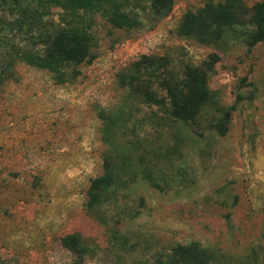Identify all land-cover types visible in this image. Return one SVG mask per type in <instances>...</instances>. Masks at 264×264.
I'll return each mask as SVG.
<instances>
[{
    "label": "rangeland",
    "instance_id": "1",
    "mask_svg": "<svg viewBox=\"0 0 264 264\" xmlns=\"http://www.w3.org/2000/svg\"><path fill=\"white\" fill-rule=\"evenodd\" d=\"M171 1L160 15L152 0H0V264H154L193 241L206 264H264V41L247 19L210 45L183 36L186 12L223 0ZM62 27L91 34L93 59L60 82L28 58ZM212 54L190 122L121 81L142 55L181 75ZM106 157L116 183L90 203Z\"/></svg>",
    "mask_w": 264,
    "mask_h": 264
},
{
    "label": "trees",
    "instance_id": "2",
    "mask_svg": "<svg viewBox=\"0 0 264 264\" xmlns=\"http://www.w3.org/2000/svg\"><path fill=\"white\" fill-rule=\"evenodd\" d=\"M171 3V0H152V8L162 15L169 10ZM246 19L254 27L249 44L264 41V0H259L250 7L241 0L206 3L183 15L178 32L210 45L221 39L225 27L242 23ZM108 20L117 27L134 24L127 14L119 11L111 13ZM91 47L92 36L88 31L76 27H62L48 37L43 53L28 58V63L50 70L58 81L63 82L75 76V66L92 61ZM217 60L218 56L212 54L205 62V68L185 65L179 75L168 69L163 56L142 55L133 63L130 72L122 75L121 81L134 95L148 103L161 105L167 99L171 117L190 122L208 98L207 72ZM153 84L162 88L165 96H159L152 88ZM225 130H220V133L224 134ZM115 183L113 163L106 157L103 174L90 180V203L100 202L103 194ZM61 241L76 253L82 251L75 234L67 235ZM210 258L209 252L193 241L174 246L165 259L158 258L154 264H206Z\"/></svg>",
    "mask_w": 264,
    "mask_h": 264
}]
</instances>
